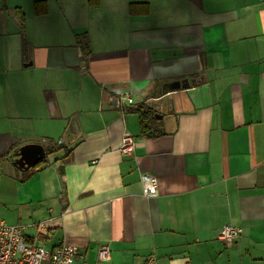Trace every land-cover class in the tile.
Listing matches in <instances>:
<instances>
[{"label":"crops","instance_id":"1","mask_svg":"<svg viewBox=\"0 0 264 264\" xmlns=\"http://www.w3.org/2000/svg\"><path fill=\"white\" fill-rule=\"evenodd\" d=\"M35 1L0 0V221L85 264H264V0Z\"/></svg>","mask_w":264,"mask_h":264},{"label":"built area","instance_id":"2","mask_svg":"<svg viewBox=\"0 0 264 264\" xmlns=\"http://www.w3.org/2000/svg\"><path fill=\"white\" fill-rule=\"evenodd\" d=\"M125 99L132 103L131 96L125 92L119 94L118 102ZM134 148V138L125 134L121 140L120 152L124 155L131 154ZM238 226L226 224L218 237L225 243H231L240 234ZM97 259L100 262L110 259V248L107 243L97 248ZM85 264L79 260L77 246L62 242L52 249L37 246L24 234L23 226L19 224L9 225L0 221V264ZM145 264H155L154 257H149Z\"/></svg>","mask_w":264,"mask_h":264},{"label":"trees","instance_id":"3","mask_svg":"<svg viewBox=\"0 0 264 264\" xmlns=\"http://www.w3.org/2000/svg\"><path fill=\"white\" fill-rule=\"evenodd\" d=\"M99 4V0H88V5L90 7H95L98 6ZM140 6H145L146 9V5L144 4H131L130 5V12L134 13L138 11V7ZM13 14L17 17L19 26L21 28H23L24 26V15L21 12L20 8L18 7H14L12 9ZM46 11V3L44 0H37L34 2V12L38 15V14H42ZM83 50L86 53L87 52V44L85 42V44H82ZM136 111L139 112V116H140V130H141V134L145 135V136H152V135H157L159 133H161L160 131L158 132H151L150 131V126H151V113L149 108L143 107V106H138L135 108ZM40 164V163H39Z\"/></svg>","mask_w":264,"mask_h":264},{"label":"rangeland","instance_id":"4","mask_svg":"<svg viewBox=\"0 0 264 264\" xmlns=\"http://www.w3.org/2000/svg\"><path fill=\"white\" fill-rule=\"evenodd\" d=\"M20 1H25V0H20Z\"/></svg>","mask_w":264,"mask_h":264}]
</instances>
